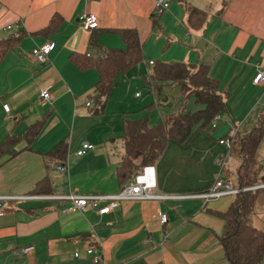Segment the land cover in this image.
<instances>
[{
	"label": "crops",
	"instance_id": "1",
	"mask_svg": "<svg viewBox=\"0 0 264 264\" xmlns=\"http://www.w3.org/2000/svg\"><path fill=\"white\" fill-rule=\"evenodd\" d=\"M84 13L97 17L95 30L83 28ZM54 14L62 16L61 26L40 33ZM127 28L138 31L144 58L117 76L104 113L94 115L87 101L93 100L99 72L79 69L70 56L91 52L93 31L101 32L105 47H124L119 31ZM19 30L25 31L21 40L0 55V143L37 122L42 126L30 143L23 138L16 144L17 154L0 157V197L14 198L0 199V264H96L86 252L93 246L101 252L99 264H230L219 213L235 195L205 201L192 194L219 177L239 188L241 158L220 140L245 134L264 112V82H253L264 69V0H172L161 15L155 14V0H0V41ZM47 43L55 44L48 61H34L31 51ZM151 61L207 64L227 95L226 110L210 133L198 131L185 144L171 140L154 164L155 192L174 197L125 199L104 214L99 210L109 200L81 211L66 210L68 202L21 199L42 195L32 193L44 178L50 180V195L118 193L124 146L115 143L122 139L124 118L147 115L156 124L164 112L203 107L193 98L183 102L173 83L164 84L157 97L146 80ZM44 89L51 97L42 104ZM62 141L67 156L58 162L48 154ZM84 142L93 147L78 155ZM257 156L264 173V137ZM159 211L168 214L164 226ZM251 221L264 230V193Z\"/></svg>",
	"mask_w": 264,
	"mask_h": 264
},
{
	"label": "trees",
	"instance_id": "2",
	"mask_svg": "<svg viewBox=\"0 0 264 264\" xmlns=\"http://www.w3.org/2000/svg\"><path fill=\"white\" fill-rule=\"evenodd\" d=\"M191 11H197L192 9ZM60 14H54L49 24L40 33L49 34L62 24ZM95 30V28L93 29ZM124 47H105L100 39L101 32L93 31L90 37V53L73 52L71 61L81 70L96 68L99 79L94 85L91 111L94 115L104 113L106 104L116 84L119 74L126 73L132 66L143 60L142 42L136 29L119 31ZM25 31L0 41V55L13 47L24 36ZM157 97L166 83L175 84L184 102L193 98L194 103L203 107L198 110L179 108L176 112H164L156 124H150L147 115L130 117L123 121L122 140L124 153L117 176L122 187L146 165H154L162 156L171 140L187 143L198 131L210 133L213 120L226 110V93L220 88L219 81L209 73L207 64L186 62H153L152 72L146 77ZM159 104V103H157ZM156 103L146 108L152 109ZM42 122L29 127L23 135L8 136L0 143V157L15 155V148L23 138L30 143L38 134ZM264 137V112H261L255 125L245 134L237 132L222 138L230 140V152L241 158L237 170L238 186L241 189L225 212L219 213L224 220V230L220 236L221 244L230 264H260L264 259V230L252 224L254 207L264 187L245 189L264 184V173L258 161L257 150ZM220 140V141H221ZM67 143L62 141L48 154L58 162H65ZM49 178L39 181L32 194H52ZM96 247L97 246H93Z\"/></svg>",
	"mask_w": 264,
	"mask_h": 264
},
{
	"label": "built area",
	"instance_id": "3",
	"mask_svg": "<svg viewBox=\"0 0 264 264\" xmlns=\"http://www.w3.org/2000/svg\"><path fill=\"white\" fill-rule=\"evenodd\" d=\"M172 0H155V14L161 15L167 10H169ZM81 24L83 28L89 30L98 27L97 17L92 13H84L80 16ZM10 28V26H8ZM55 44L47 43L41 47L34 48L30 56L31 58L38 62L45 64L49 59V54L53 50ZM153 64V61L150 62ZM255 84H261L264 82V69H261L253 79ZM139 95V93H138ZM50 92L48 89L42 90L40 94V100L42 104H45L50 99ZM93 100L90 99L87 101V106H91ZM216 119H214L215 122ZM222 143H227L230 145V140L224 139L221 140ZM93 145L89 142H84L82 147L77 151L78 155H84L89 149H91ZM222 161V160H220ZM65 165L62 164L59 166V169L65 170ZM264 187V184L252 186L245 189H256ZM157 189V181H156V171L154 165H146L142 169L138 170L134 177L125 184L121 190L116 194H88V195H79V194H68V195H50V194H42V195H28L23 196L21 199L26 198H42V199H51L58 200L61 202H68L69 205L65 208L66 210H86L87 207L97 206L98 202L102 200H109V203L102 208H100L99 213L104 214L109 212L113 206H115L119 201L125 199H157L162 200L165 198L174 197L172 195L156 193ZM241 189L236 188L229 181H226L222 178H217L214 184L203 192H199L196 194H192L193 197L204 199L205 201L219 198L224 195H235ZM3 200H11L13 197H0ZM19 199V198H15ZM158 221L164 226L168 223V214L163 211H159L158 213ZM30 248H25L28 251ZM87 254L90 256L92 262L99 264L102 262L101 260V252L96 247H89L86 250ZM76 256H79V253H75Z\"/></svg>",
	"mask_w": 264,
	"mask_h": 264
},
{
	"label": "rangeland",
	"instance_id": "4",
	"mask_svg": "<svg viewBox=\"0 0 264 264\" xmlns=\"http://www.w3.org/2000/svg\"><path fill=\"white\" fill-rule=\"evenodd\" d=\"M145 80V78H144V76H143V80H141L140 82H139V85H140V90L144 93V96L146 95V94H148V92H147V87H146V81H144ZM196 104V103H195ZM196 106L198 107V106H202V105H200V104H196ZM189 109V108H188ZM124 143H123V140L122 139H120V138H118L117 140H116V143H115V145H116V148H118V149H121L124 145H123ZM123 150H124V148H123Z\"/></svg>",
	"mask_w": 264,
	"mask_h": 264
}]
</instances>
